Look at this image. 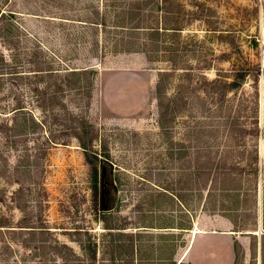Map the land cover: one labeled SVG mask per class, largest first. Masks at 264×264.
<instances>
[{
  "label": "rangeland",
  "instance_id": "rangeland-1",
  "mask_svg": "<svg viewBox=\"0 0 264 264\" xmlns=\"http://www.w3.org/2000/svg\"><path fill=\"white\" fill-rule=\"evenodd\" d=\"M1 13L0 264H263L264 0Z\"/></svg>",
  "mask_w": 264,
  "mask_h": 264
},
{
  "label": "crops",
  "instance_id": "crops-1",
  "mask_svg": "<svg viewBox=\"0 0 264 264\" xmlns=\"http://www.w3.org/2000/svg\"><path fill=\"white\" fill-rule=\"evenodd\" d=\"M212 234H219L220 236H222L226 242H228L227 247L224 251V255H219L221 256L224 260H222V264L227 263V264H233V262L236 259V244H240V245H244V242L240 241V237H238L237 233L232 230V229H228V230H224L221 232H216L215 230L213 232H211ZM198 233H196L197 235ZM246 244L244 245L245 248ZM192 261H193V257H192ZM194 263V262H193Z\"/></svg>",
  "mask_w": 264,
  "mask_h": 264
},
{
  "label": "trees",
  "instance_id": "trees-1",
  "mask_svg": "<svg viewBox=\"0 0 264 264\" xmlns=\"http://www.w3.org/2000/svg\"><path fill=\"white\" fill-rule=\"evenodd\" d=\"M4 20L5 19V13H1L0 14V21L1 20ZM95 28H98L100 25H102V26H105V24H100V23H97V22H90ZM126 29H131V30H133V31H141V30H147V31H149V32H152V34L151 35H154V33H156V32H159V28L157 27H153V26H151V27H125ZM168 29H175V28H168ZM52 72V71H51ZM76 72H78V71H73V73H76ZM53 73V72H52ZM239 78V81H241V80H243V77L242 76H239L238 77ZM97 189V187L95 188V190ZM263 250H264V239H263ZM263 264H264V257H263Z\"/></svg>",
  "mask_w": 264,
  "mask_h": 264
}]
</instances>
